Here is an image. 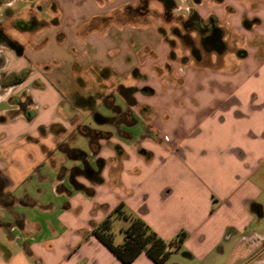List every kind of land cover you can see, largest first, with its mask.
Masks as SVG:
<instances>
[{"label": "crops", "instance_id": "obj_1", "mask_svg": "<svg viewBox=\"0 0 264 264\" xmlns=\"http://www.w3.org/2000/svg\"><path fill=\"white\" fill-rule=\"evenodd\" d=\"M43 2L46 0H0V23L15 28L25 12L29 16L23 20L27 21ZM47 2L54 17L35 21L21 32L37 33L73 21L58 1ZM194 2L189 12L195 10L204 24L216 19L225 51H206L195 32L191 36L199 58L182 38L177 46L146 30H141L137 41L127 32L120 51L115 50L120 56L123 50L125 53L121 70L93 63L88 71L105 81L117 74L135 75L145 86L143 94L155 100H141L138 88L132 91V86L123 85L111 106L102 100L105 109L113 110H106L109 115L104 116L96 109L101 106L95 104L96 99L74 90L75 101L68 104L71 113L84 111L85 118L90 113L98 124L108 127L93 131L81 122L73 126L78 135L89 139L87 151L74 142L62 144L67 150L51 146L55 144L51 136L57 134L53 130L63 120L58 113L63 92L42 75L45 83L35 79L27 86L34 78L32 62L26 58L24 64H12L15 57L24 56L25 49L18 54L1 47V116L13 109L1 107L9 99L1 80L22 71H28V76L19 85L36 108L37 87L55 89L59 100L55 102L57 116L38 123L33 131L26 129V121L35 123L39 109L33 113L29 108L28 113L26 108L22 116L0 120V129L12 124L18 130L10 143L3 137L5 131H0V173L8 179L0 206V233L5 238L0 241V264H125L92 232L119 204L167 242L186 234L162 264H264V0ZM39 67L43 72V63ZM76 71L77 79L86 75L84 69L83 73ZM86 98L93 103H79ZM48 129L52 131L44 135ZM43 145L50 146V152L44 153ZM48 161L59 172L53 180L57 193L68 196L63 207L40 203L28 192L29 179L35 173L41 180L48 179L40 169ZM69 162L73 168L65 166ZM83 200L92 210L80 218L77 214ZM22 205L55 212V218L47 221L48 233L41 222L28 221L16 212ZM115 221L120 233H115L113 225L114 240L121 244L130 222L120 217ZM130 264L156 263L142 253Z\"/></svg>", "mask_w": 264, "mask_h": 264}, {"label": "rangeland", "instance_id": "obj_2", "mask_svg": "<svg viewBox=\"0 0 264 264\" xmlns=\"http://www.w3.org/2000/svg\"><path fill=\"white\" fill-rule=\"evenodd\" d=\"M47 1L51 2L54 0H46V2H43L44 4H41V8L37 11L34 10L32 16L30 15L29 19H27L28 22H30L31 19V21H47L54 17V12L51 8V4L49 5ZM55 1H58L60 3L70 19H72L73 21H64L63 24L58 26L45 27L37 33L21 32L16 28H8V34L13 39L19 41L25 49L24 56H22V58L15 57L12 64L17 62L24 64V60L27 58L33 64L32 69L34 75V78L32 79V81L29 80L27 86L31 87L35 79L45 83L46 81H44V79L46 78V80L51 81L52 83L54 82L58 89L63 92V96L61 97L62 107L58 112L60 113L63 120L62 123H60L56 128L57 130H53L57 134H55V136H51L52 140L55 141V144H51V146H53L55 150H57V148H59L60 146L62 150H67L65 148L66 145L62 144L66 142L70 146L73 144L72 142H74L77 147L83 149L84 151H87V149L90 148L89 139L85 136L78 135L79 131L73 129V126H75V124H77L78 122H81L83 124H88L90 130L93 131H104V129L108 127L98 124L94 116H90V113L88 114V118H85L87 113L81 110H75L74 113H71L72 109L68 104L75 101L73 94L74 90H78L81 94L86 96L89 95L96 99L95 104H101V106L99 108L96 107V109L100 110V113L104 116L109 115L107 114V111L113 110L107 107L105 109L102 106V102L104 101L105 103H107V105L111 106L110 104L115 102V95L121 91L123 85L129 84L130 86H132V91L134 90V88H138V95L139 99L141 100L149 99L152 103L155 100L154 98L151 99V96L143 94L141 90L145 86L141 85L142 82H138L139 79H136L135 75L119 76V74H117L105 81L103 79H100L99 77L97 79L95 76H93L92 71H88V67L90 66V64L95 63L102 66V68L109 65L113 67L116 66L119 70H121V67H123V60L125 63V58L123 56L124 50L121 52V56L120 53L116 54L115 50L118 49L120 51L121 48L119 47V44L121 45V42L125 38L127 39V36H125L127 32L130 38H133L134 41H137V39H141V30H146V32H148L149 34L152 33L153 36L154 34H158L162 38H165L168 44L174 41L177 46H181L180 35L185 31L183 30L180 23V18H184V16H187L189 14V7H194L195 2L194 0H175L177 8L173 12V18L171 19V21L167 22L165 16L163 18L161 14L164 11V5L158 0H151L150 8L151 10H153V12L150 13L151 16L149 15L150 19L146 20L148 18L147 16L143 19H135L136 22H130L128 21L129 19L122 18L120 14L124 12L126 3H129L132 6H136L139 0ZM22 12H25V10H23ZM23 15V18L29 16L26 12ZM21 17L19 18L21 21H26ZM107 19H109L110 21L109 24L105 25ZM129 26L132 27V31L128 29L123 32L121 30L122 27L125 28ZM157 27L164 28V35L161 31H159V29H157ZM176 27L179 28L180 33L174 32L173 28ZM150 28H153L154 31H152ZM36 38L39 39L37 42L35 40ZM198 39L199 38L197 36L196 44L199 43ZM14 55L16 56L15 53ZM18 63L16 65H18ZM41 63H43L44 65V73L39 69ZM76 63L82 64L84 68L82 66L77 67ZM120 63H122L121 66ZM56 68L58 71L56 70ZM76 69H80L79 72L82 73L84 69L86 75H82L83 77L77 79V71L74 72V70ZM40 75L46 77L43 79V77H41ZM23 90L24 88L21 85H13L4 89L3 92L8 94L9 99L8 102H3L1 107H11L13 109L9 112H6V114H3L4 116L0 115V120H9L14 117L24 115V111L21 110L18 105L20 101L26 103V111L28 113L30 110H32L33 113L35 112L34 110L36 108V105L31 104L32 100H30V97L27 95V91ZM125 93L127 94V92ZM35 94L37 95L39 103H37L38 107L36 108V111H38L39 109V115L36 118V122L33 124L32 122H28V120L26 121V129L31 131L37 129L41 122H45L47 119L54 118L58 114L55 109L57 105L55 104V102L57 103V101L59 100V96L56 94L55 89H53L52 91L49 87H47L45 90L39 89L37 87L35 90ZM117 98L118 99L116 102L117 104H120L121 97L118 96ZM15 127L16 126L10 124L0 129V131H5L3 137L6 140L8 138V143L11 142L10 140H14V138L17 137L16 135L18 134V130L17 128L15 129ZM49 131L52 130H45L43 134L46 135V133H49ZM101 135H104V133H101ZM4 144L5 143H3L2 145ZM50 148L51 147L48 145H43L44 153L50 152ZM56 154L60 156L59 153L56 152ZM65 166L67 168H73V164L71 162L67 163ZM40 169L42 170V174H44L48 179L41 180L38 176V173H35L29 179V184L27 185L29 194L40 203H53L56 206L63 207L65 201L68 199V196H62L61 194L57 193L53 184V180L55 181V179L59 175V172H56L52 169L51 163L49 161L42 165ZM7 181L8 179L2 173H0V183H5ZM101 195L103 196V194ZM86 200L90 201V198H86ZM87 201L83 200L80 203V211L77 214L80 218L87 217V215L91 213L92 206ZM2 203L3 202L1 200L0 206L2 205ZM15 210L23 218H27L28 221L38 223L41 222L44 226L45 234L48 233V230L46 229L47 221L53 220L55 218V212H52L51 210H44L40 206L22 205L15 208ZM0 215L2 216V207H0ZM118 224L119 222L115 221L114 230L115 233L119 236L120 230ZM2 235L3 234L0 233V241L5 239Z\"/></svg>", "mask_w": 264, "mask_h": 264}, {"label": "trees", "instance_id": "obj_3", "mask_svg": "<svg viewBox=\"0 0 264 264\" xmlns=\"http://www.w3.org/2000/svg\"><path fill=\"white\" fill-rule=\"evenodd\" d=\"M164 5V16L167 21L173 18V12L177 8L175 0H158ZM151 0H139L136 6L129 5L124 12L120 14L122 18L128 21L137 18H146L150 13ZM184 34L180 38L192 50V54L199 58L200 51L195 46V41L191 33H198L201 38L202 47L208 52H224L226 42L223 38V31L217 25L216 19L213 18L210 23L204 24L202 18L195 10H191L186 18H180ZM17 25L22 30H28L35 24V21L25 22L18 21ZM175 33H180L178 27L173 28ZM1 40V39H0ZM10 47L18 54H23V46L11 39ZM20 79L25 80L28 71L20 73ZM104 119V117H102ZM123 218L130 222L129 226L124 229V242L116 244L114 240L113 225L114 220ZM93 234L108 247L123 263H132L140 254L145 253L156 264L164 263L173 250L183 243L186 238L184 232L178 234L175 240L167 242L161 238L142 218L128 212L124 209L123 204H119L114 211L108 215L101 223L96 224L92 229Z\"/></svg>", "mask_w": 264, "mask_h": 264}, {"label": "flooded vegetation", "instance_id": "obj_4", "mask_svg": "<svg viewBox=\"0 0 264 264\" xmlns=\"http://www.w3.org/2000/svg\"><path fill=\"white\" fill-rule=\"evenodd\" d=\"M7 27L8 26H4L3 24H2V22L0 23V48L1 47H8V48H11L10 47V40L12 39L11 37H10V35L8 34V31H7ZM14 27L16 28V29H19V30H21V28L19 27V25H17V23H15L14 24ZM14 40V39H13ZM4 64V57L2 56V55H0V68L2 67V65ZM23 72V71H22ZM22 72H20V73H22ZM20 73L19 74H12V75H10V76H8V77H3L2 78V80H1V87L2 88H7V87H9V86H13V85H19V84H21L24 80H21L20 79V76H18V75H20ZM79 103H88V104H92L93 103V100L92 99H90V98H86V99H81L80 100V102ZM18 105H19V107H20V109L21 110H23L24 111V109H26V103L25 102H23V101H20L19 103H18ZM6 183V182H5ZM5 183H0V201L2 200V202H3V200H4V194H3V187H4V185H5Z\"/></svg>", "mask_w": 264, "mask_h": 264}]
</instances>
